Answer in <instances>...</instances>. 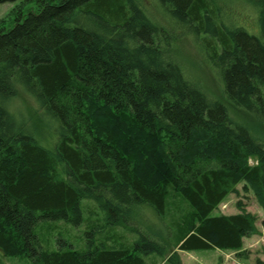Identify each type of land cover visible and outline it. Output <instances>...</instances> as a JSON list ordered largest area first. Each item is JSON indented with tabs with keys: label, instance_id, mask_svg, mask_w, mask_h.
Returning a JSON list of instances; mask_svg holds the SVG:
<instances>
[{
	"label": "trees",
	"instance_id": "1",
	"mask_svg": "<svg viewBox=\"0 0 264 264\" xmlns=\"http://www.w3.org/2000/svg\"><path fill=\"white\" fill-rule=\"evenodd\" d=\"M18 1L35 6L0 32V250L35 264H149L168 250H241L256 217L212 214L241 183L264 210V143L187 79L172 47L199 37L226 99L264 122V0H249L257 15L243 24L226 22L222 0L0 4ZM20 91L52 143L13 109ZM85 199L107 226L139 239L46 247L36 225L80 226Z\"/></svg>",
	"mask_w": 264,
	"mask_h": 264
},
{
	"label": "rangeland",
	"instance_id": "2",
	"mask_svg": "<svg viewBox=\"0 0 264 264\" xmlns=\"http://www.w3.org/2000/svg\"><path fill=\"white\" fill-rule=\"evenodd\" d=\"M221 2L229 15L228 21L225 20L227 23H252L257 15V8L249 0H222ZM34 6V3H25L24 1L0 4V32L13 26L18 17L24 15ZM146 6L152 16L156 17L165 26L167 25L156 6L150 3ZM201 36L205 38L203 35ZM202 44L199 37L196 38L191 34L177 38L172 47L173 56L193 85L200 88L211 101L223 103L227 107L234 124L247 128L256 140L264 143V122L243 109L235 107L226 99L221 73L208 58ZM12 105L18 114L26 117L31 124L38 127L37 132L40 139H43L45 143L53 142V130H48L45 125L43 127L39 126L38 106L31 97L20 91ZM251 163L253 164L254 160H251ZM81 208L84 222L80 226H74L64 221H40L35 227L36 235L40 241L51 250L56 249L61 241H67L83 250L86 245H89L91 239L98 245L101 241H105L106 236L109 235L124 236L123 240L129 243L139 239V235L130 233L122 226H107L103 212L94 201L82 200ZM242 211L251 213L256 217L257 230L256 233L245 237L244 246L241 250L213 249L189 252L175 249L173 251L168 250L163 257L152 254L146 257V261L149 264H175L172 260L173 256L174 261L180 262L179 264H256L258 260L264 261V210L260 207L255 195L244 188V183L239 184L236 192L225 198L212 216H230L239 214ZM150 219V217H147L145 221L150 222ZM93 224L98 225V231L92 232L91 226ZM149 224L148 226L154 231L162 229L159 222L152 221ZM93 233L94 236L88 235ZM107 243L109 245L113 244L111 240ZM0 264L35 263L29 257H8L0 250Z\"/></svg>",
	"mask_w": 264,
	"mask_h": 264
}]
</instances>
